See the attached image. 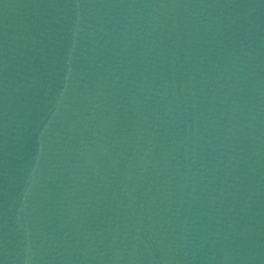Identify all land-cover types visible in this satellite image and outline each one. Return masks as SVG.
<instances>
[{
  "label": "water",
  "instance_id": "obj_1",
  "mask_svg": "<svg viewBox=\"0 0 264 264\" xmlns=\"http://www.w3.org/2000/svg\"><path fill=\"white\" fill-rule=\"evenodd\" d=\"M0 264H264V0H0Z\"/></svg>",
  "mask_w": 264,
  "mask_h": 264
}]
</instances>
